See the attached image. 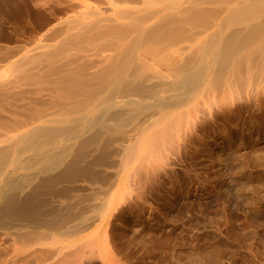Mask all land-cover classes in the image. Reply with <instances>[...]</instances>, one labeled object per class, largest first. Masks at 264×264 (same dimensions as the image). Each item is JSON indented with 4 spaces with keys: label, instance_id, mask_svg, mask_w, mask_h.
Wrapping results in <instances>:
<instances>
[{
    "label": "bare ground",
    "instance_id": "6f19581e",
    "mask_svg": "<svg viewBox=\"0 0 264 264\" xmlns=\"http://www.w3.org/2000/svg\"><path fill=\"white\" fill-rule=\"evenodd\" d=\"M47 3L37 46L0 33V264H147L106 235L134 189L264 131V0Z\"/></svg>",
    "mask_w": 264,
    "mask_h": 264
},
{
    "label": "rangeland",
    "instance_id": "374dc122",
    "mask_svg": "<svg viewBox=\"0 0 264 264\" xmlns=\"http://www.w3.org/2000/svg\"><path fill=\"white\" fill-rule=\"evenodd\" d=\"M47 1L2 0L1 2L0 0V33L2 31L4 33L2 35L7 34L8 36H5L3 39L7 37V40H9L8 38H13L16 36V33H20L21 41H23L20 45H22V47L24 45L22 48L23 51H25V49L28 51V49L37 46L38 43L41 42V35L45 31V29L42 30L40 28L42 20L38 17H41L42 14L44 15L41 17L42 19L43 17H46L48 13V3H51H47ZM43 6L45 10L42 8ZM42 9L46 15L44 12L41 13ZM12 29L13 31H11ZM16 29H19V32ZM8 33H11L12 35H9ZM28 34H32L30 35L31 37ZM22 37L25 39H22ZM8 43L9 41L6 45H11ZM245 124L246 125H244V127H242V125L237 127L236 133H231L230 130H228L229 144L226 148L222 149L221 146L217 147V149H221L217 151L218 154L215 153L216 155L214 158L219 157L223 164H216L214 159L211 158L213 155L209 157L208 154H205V159L202 157L201 161L204 162L200 164L201 169L199 168L200 166L191 168L188 163H185L182 164V166L179 165L175 166L176 168L173 167V170L167 169L166 173L169 171V174H166L165 171L162 172L166 174V177L168 175L171 177L172 175L173 182L170 180V177H167L169 179H165V175L163 176V174L160 173L164 179L159 174L154 179V182H147L143 184V187L145 186L144 190L143 187L141 188L142 185H140V188L138 189L135 188V194H137L139 199H137L135 194H133V197H136L135 200H137V203L134 199H132V197L130 199L131 202H129L130 200L128 201V204L125 202L128 206H130L128 207L129 209L125 204L120 205L121 208L119 207L120 210L118 209L117 211V219L112 222V226L110 225L108 227L107 231H110H106L109 233V235L107 233L106 235L108 238L110 237V239H108L109 245L111 244L110 247L113 246L112 248H115L114 246L116 245L120 247L118 243L119 238L126 237V239L131 240L132 244H136V249H134L136 255L142 258L141 261L143 263L145 262L147 264H176V262H178L177 264H220V262L221 264H264V131L262 130V132H259L251 127H248L247 129L246 126H249L250 123H247L246 121ZM256 133L258 136H256ZM205 161L207 162V165ZM211 162L214 163L212 164ZM205 165H209V167H206ZM180 166L182 168L179 169ZM186 166L189 168L188 170ZM214 167L217 169L220 168V170L217 171ZM185 169L188 172L190 170L191 174H187L188 172L186 173ZM181 171L182 173L180 174ZM182 174H185L184 177ZM193 174H196L200 178H198V180L193 177L194 182L197 181L196 183H193V178H191L192 176H189ZM173 175L175 176L173 177ZM186 177H190V179ZM161 179L163 182H161ZM207 182H209V184ZM173 183H175V186ZM205 183L207 184L205 185ZM146 185L148 186L147 189ZM198 187L202 190H197ZM149 188L155 193H153ZM145 190H148L149 193L151 192L152 196L153 194L154 196L156 195L155 199L154 196L152 197L150 195L151 193L149 194ZM203 190H207L208 194L203 195ZM145 192H147L146 194H149L148 196L150 197H148ZM187 192L188 196L186 198L184 197L177 201L176 197L179 194L182 195ZM196 192L197 194L194 195ZM139 193H143L146 197L145 198L142 195L146 199L145 202L149 203L144 204V198L141 196V199ZM199 193H201V195ZM151 197L154 201L149 199ZM160 197H163L162 202ZM147 199H149V201ZM155 200H157V202ZM155 203L156 206H152L155 205ZM157 203H160V205ZM146 207L149 208L146 209ZM155 207L158 209L156 208V210H154ZM138 209L141 211L145 210V212L140 213V211H137ZM125 210H127L128 213ZM131 210H133V212ZM119 212H122V214ZM154 213L157 215L155 216ZM130 215L133 216V218ZM146 215L147 220L152 219L154 223L150 221V224L148 223L147 225L146 223L147 226L143 224L142 226L144 228L142 226H134L132 229L129 228L132 226V223L137 220L146 222L147 220L144 218ZM135 216L137 218H135ZM143 219L146 221H143ZM162 219L164 221H162ZM118 220H120L121 223H119L120 221L118 222ZM114 222L115 224H113ZM117 223L120 225L118 226ZM159 223H161V225ZM153 226L154 229L151 228ZM114 227L116 229H114ZM163 238L166 241L164 244ZM156 239L159 242H162L161 240H163L162 243H159L162 247L161 251H165L164 253H166V255H164L166 258L170 257V261L167 260L168 258H163L164 255H162L163 253L159 250L161 247H158L159 245ZM178 240L180 241L178 242ZM1 243L2 242H0V245H2ZM3 246L4 248L6 247L5 245ZM163 247H165L164 251ZM142 248L150 252V254L147 255V259H144L142 256ZM159 255L162 256L159 257ZM224 257L228 260L226 261ZM160 258L163 259L160 260ZM164 259H166V261ZM124 260L125 258H122L120 263L124 264ZM147 260H150V263L146 262ZM138 262L140 261L132 260L128 264H138Z\"/></svg>",
    "mask_w": 264,
    "mask_h": 264
}]
</instances>
